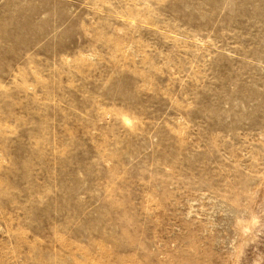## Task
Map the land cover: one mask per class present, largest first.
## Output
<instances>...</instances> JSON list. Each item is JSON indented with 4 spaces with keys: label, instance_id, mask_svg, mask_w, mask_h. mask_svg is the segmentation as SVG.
<instances>
[{
    "label": "rangeland",
    "instance_id": "1",
    "mask_svg": "<svg viewBox=\"0 0 264 264\" xmlns=\"http://www.w3.org/2000/svg\"><path fill=\"white\" fill-rule=\"evenodd\" d=\"M0 264H264V0H0Z\"/></svg>",
    "mask_w": 264,
    "mask_h": 264
}]
</instances>
